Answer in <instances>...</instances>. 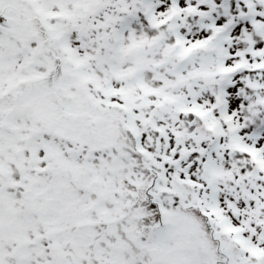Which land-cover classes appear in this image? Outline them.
I'll return each instance as SVG.
<instances>
[{"label": "snow or ice", "instance_id": "snow-or-ice-1", "mask_svg": "<svg viewBox=\"0 0 264 264\" xmlns=\"http://www.w3.org/2000/svg\"><path fill=\"white\" fill-rule=\"evenodd\" d=\"M0 264H264V0H0Z\"/></svg>", "mask_w": 264, "mask_h": 264}]
</instances>
